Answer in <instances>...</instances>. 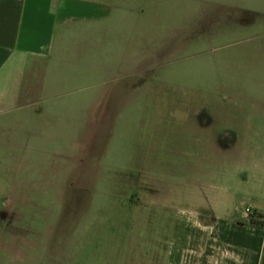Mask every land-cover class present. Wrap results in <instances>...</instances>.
Segmentation results:
<instances>
[{
  "label": "crops",
  "instance_id": "obj_1",
  "mask_svg": "<svg viewBox=\"0 0 264 264\" xmlns=\"http://www.w3.org/2000/svg\"><path fill=\"white\" fill-rule=\"evenodd\" d=\"M173 62L175 69L168 68ZM168 76L202 81L205 95L226 91L263 105L225 110L238 111L245 120L228 121L229 134L233 123L239 135L223 137L228 147L222 150L215 146V130L204 136L195 124L185 130L175 154L191 147L187 160L193 171L181 182L203 183L201 176L223 160L251 175L240 180L235 171L231 180L237 186H220L208 197L207 208H177L167 218L151 217L149 223L156 220L158 227L131 237L142 241V248L130 247V238L128 245L122 243L124 238L112 231L110 247L98 248L96 262L87 263L81 248L62 264H264V225L250 216L264 214V159L256 154L247 159L243 148L264 128V0H0V143L33 146L28 160L37 171L47 168L41 161L69 159L88 137L97 140L104 127L112 129L110 137L116 128L127 129L122 159L135 160L130 129L136 127L137 111H144L137 96L145 95L142 89L137 93L136 80ZM105 113L111 117L106 125ZM247 113L257 114L248 120ZM110 140L96 147L97 159L106 158ZM242 194L248 200H241ZM3 206L0 201V241H7L6 225L23 221L9 222ZM31 229L32 240L45 237ZM78 234L79 240L93 238ZM93 235L104 239L99 231ZM42 253L33 248L19 258L1 247L0 264H61L45 249Z\"/></svg>",
  "mask_w": 264,
  "mask_h": 264
},
{
  "label": "rangeland",
  "instance_id": "obj_2",
  "mask_svg": "<svg viewBox=\"0 0 264 264\" xmlns=\"http://www.w3.org/2000/svg\"><path fill=\"white\" fill-rule=\"evenodd\" d=\"M176 66L177 63L173 62L167 67L175 69ZM168 77L167 80H136L137 93L142 89L145 94L137 96V104L142 99L144 111H137L136 127L130 129V140L136 142L137 153L136 159L129 164L122 159L126 146L122 142L128 138L126 128L114 129L112 137L111 128L99 129L97 140L95 137H88L89 141L82 144L81 149L73 151L69 159L41 161L47 168L43 167L40 171H37L34 161L28 160L33 154V148L30 149L33 146L28 148L24 145L0 143V201L4 205L2 214L9 222L15 219L23 221L17 227L11 223L6 225L4 231L8 232L9 239L0 241V248H6L7 252L19 258L31 254L33 248L40 250L41 255L45 249L48 255L61 264L66 260L71 262L73 255L82 248L90 260L87 263H94L98 248L110 247L111 239L107 238L112 231L119 233L124 238L121 242L128 245L131 243L129 238H135V234H142L147 229L153 232L154 227H158L154 223L156 220L149 223L151 217L167 218L177 208H207L208 197L220 192L222 186L235 188L238 183L234 178L242 180L243 176L251 175L250 171L240 168L236 170L231 167L230 161L223 160L212 165L208 175L201 176L203 183L194 185L181 182L190 179V171H193L190 167L192 161L187 160L192 155L191 147H186L188 152L185 149L178 156L175 154L177 144H181L180 139L187 135L185 130H191L192 124L197 126L200 136H204L209 129L212 132L215 130L216 136L219 135L215 146L217 150H222L228 147L223 140V137L230 135L228 121L236 123L237 120H245L239 117L240 112L234 110L229 113L225 110L236 109L241 105L254 108L263 105L231 96L226 91L205 95L202 81H178L175 76ZM157 91H162V95ZM181 92L185 95H177ZM137 107L139 109L140 106ZM247 114L248 116L244 114L246 119L252 120L257 113ZM110 118L105 113V125L111 123ZM233 123V133L227 138L229 140L239 135ZM5 133L8 136L6 129ZM250 137L252 142L243 145L247 159L255 157V154L264 159V128ZM109 140L111 143L106 158L97 159L96 147L106 146ZM95 141L102 142L103 145H96ZM145 141L149 143L146 144V149L150 146L148 153L144 151ZM94 147L95 151L91 153V148ZM115 150L117 152L112 156ZM216 154L219 155L218 152ZM29 167L32 171H28ZM235 171L240 175L231 180ZM240 199L248 200L243 194ZM166 205L168 208H163ZM33 217H39V223H27ZM168 220L170 221L169 218ZM31 227L45 237L40 235V240H32L27 234L31 233ZM11 231L18 232L19 238L16 239L14 233L10 234ZM97 231L104 234V239H93V233ZM78 233L93 238L79 240ZM131 240L135 243L132 242L130 247L142 248V241ZM120 247L125 246L122 244Z\"/></svg>",
  "mask_w": 264,
  "mask_h": 264
},
{
  "label": "trees",
  "instance_id": "obj_3",
  "mask_svg": "<svg viewBox=\"0 0 264 264\" xmlns=\"http://www.w3.org/2000/svg\"><path fill=\"white\" fill-rule=\"evenodd\" d=\"M250 216H251V221L253 223L258 224V225H264V214L256 215V213H253ZM257 216L259 217V219L256 218Z\"/></svg>",
  "mask_w": 264,
  "mask_h": 264
},
{
  "label": "built area",
  "instance_id": "obj_4",
  "mask_svg": "<svg viewBox=\"0 0 264 264\" xmlns=\"http://www.w3.org/2000/svg\"><path fill=\"white\" fill-rule=\"evenodd\" d=\"M247 211L249 212V214H250V209H247Z\"/></svg>",
  "mask_w": 264,
  "mask_h": 264
}]
</instances>
